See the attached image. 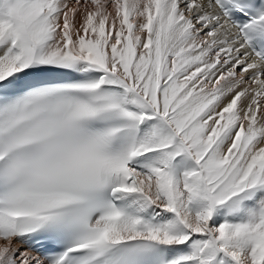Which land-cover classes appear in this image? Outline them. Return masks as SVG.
<instances>
[{"label": "snow or ice", "instance_id": "1", "mask_svg": "<svg viewBox=\"0 0 264 264\" xmlns=\"http://www.w3.org/2000/svg\"><path fill=\"white\" fill-rule=\"evenodd\" d=\"M0 264H264V0H0Z\"/></svg>", "mask_w": 264, "mask_h": 264}]
</instances>
